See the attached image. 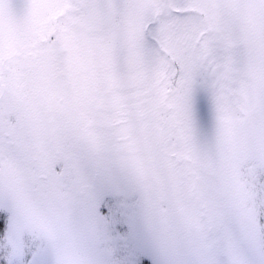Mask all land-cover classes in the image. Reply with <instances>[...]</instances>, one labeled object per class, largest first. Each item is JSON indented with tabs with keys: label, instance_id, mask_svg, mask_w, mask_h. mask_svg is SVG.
Here are the masks:
<instances>
[{
	"label": "snow or ice",
	"instance_id": "snow-or-ice-1",
	"mask_svg": "<svg viewBox=\"0 0 264 264\" xmlns=\"http://www.w3.org/2000/svg\"><path fill=\"white\" fill-rule=\"evenodd\" d=\"M194 2L146 0L147 20L131 37L134 47L148 46L160 80L175 78L172 128L192 157L213 119L219 133L228 128L222 94L209 95L185 56L198 32L186 11ZM82 7V0H0V92L5 53L20 48L26 60L39 63L56 42L73 48L71 22ZM254 9L264 18V0H255ZM19 31L26 40L17 39ZM173 63L180 65L179 75ZM3 123L0 119V264H211L190 248L189 218L179 201L160 208L138 200L130 181L101 179L92 183L86 206L78 211L58 179V161L44 160L34 171L31 143L24 136L13 138ZM259 169L241 186L248 233L258 240L251 246L240 242L241 264H264V153Z\"/></svg>",
	"mask_w": 264,
	"mask_h": 264
},
{
	"label": "rangeland",
	"instance_id": "rangeland-1",
	"mask_svg": "<svg viewBox=\"0 0 264 264\" xmlns=\"http://www.w3.org/2000/svg\"><path fill=\"white\" fill-rule=\"evenodd\" d=\"M88 1L91 5L89 14L84 18L83 16L79 17L78 13V18L71 22V30L75 38L73 52L86 66L81 75L82 92L78 102L72 107L68 109L66 107L63 113L58 111L52 114V119L57 117L53 123L54 128L57 126L55 133L62 132L64 138L58 148L63 151L57 157L47 144L43 146V157L50 156V161H58L57 171L62 173L58 179L63 182L64 190L71 192L73 201L76 202L77 199L74 208L78 211L86 206L94 181L101 179L130 181L138 200L153 203L160 208L173 207L178 201L182 204L189 218L186 224L188 243L196 258L208 259L211 264H241L243 257L240 251V242L249 246L258 243V240L248 233V221L241 186L244 181L251 182L254 173L260 170L259 163L261 155L264 153V122H260L258 118L253 121H243V118L240 117L238 125H236V118L241 114L236 110L235 102H229L227 95L224 96L222 92L212 88L208 91L210 96L213 93L222 94L225 113L228 117V128L227 131L219 133L217 122L213 119L210 124V134L200 141L198 154L195 157L186 154L183 142L177 136H174L173 140H164L162 146H152L150 142L153 140H150V137L156 136V128L144 125V121L149 119L146 114L143 116L144 119L140 126L141 129L145 126V129L150 130L143 133L147 137L144 152H142L145 163L138 164V170L130 166L132 161L125 159L124 156L127 153L124 150H113L112 152L105 150V153L102 154L103 162L99 163L97 160L94 165V154L100 147H97L92 141L89 143L90 138L87 134V139L83 135L88 129L95 133L99 127H96L98 124L92 121L104 119L103 114L99 115L101 109L98 106L107 96L113 65L117 64L116 59L119 53H123L122 63L127 66L131 74H136L138 78L144 79L143 81L147 82L148 86H151L159 76L157 60L148 46L136 48L131 39L134 30L147 20L143 9L146 0ZM194 3L193 9L203 11V4L200 0H195ZM186 11L195 18L199 28L203 23L199 14L195 10L192 11L190 7ZM210 14L213 15L212 12L208 13V15ZM263 20L264 18L256 11L245 10L237 19V26L240 30L239 36L243 41L244 51L251 57L252 76L257 87L264 93V44L260 42L263 40L260 28ZM262 26L264 27V21ZM217 34H213L212 38L217 39L221 36ZM181 35L178 33L177 39L182 41ZM19 37L27 39V35L22 31L17 33V38ZM53 38L55 40V37ZM194 46L188 44L186 48L185 56L188 59ZM226 57L231 59L229 54H226ZM57 59H59L57 60V65L60 67L59 72H62V77L65 80L67 72L62 71L63 61L61 58ZM26 66L27 64L24 62L20 65L15 64V71H12L8 76L4 75V82L9 85L7 87L10 90L9 95L14 98L12 109L15 113L13 118L9 119L13 122L15 118L16 122L22 126V130L26 131L25 134L19 132L16 136H24L31 143V154L34 156L39 146L37 144L47 139L48 120L51 112L49 107H46L44 97L48 95V84L51 82L48 75L50 64L46 55L37 65L36 70L34 67L27 75L24 82L21 75L27 70ZM23 67L26 68L22 70ZM60 79L62 78L60 77ZM198 80L200 81V78ZM17 84L24 85L16 88ZM128 89L132 90L130 87ZM12 91L21 93L13 94ZM118 95L124 96L125 93H118ZM173 95L174 93L166 99L167 104L171 105ZM235 97L240 99L239 104L243 108L249 104L252 105L249 96L244 99L236 93ZM159 100H162V96ZM250 110L252 109L250 108ZM160 111L157 115L159 120L164 115L167 117L171 115L165 109ZM257 112L258 109L255 113ZM258 114L262 119L264 118V111L258 112ZM168 120H171V117ZM155 124L156 120L153 127ZM238 126V131H232V128ZM101 129L102 127L99 128V130ZM106 129L108 139L116 137L111 132L109 133L108 128ZM172 133L175 134L174 131ZM91 138L96 141L97 135H93ZM54 141L53 145L56 147ZM94 148H96V152H94ZM90 149H93L92 155H86ZM172 152L178 156L199 158L210 163L214 170L218 171L213 174L225 182L222 180L219 184L215 183L213 175L207 172L206 177H208V183L211 184V187L207 185L209 187L208 197L205 199L200 196L202 199H199L198 202L189 203L186 193H188L190 185L194 184L196 189L200 190L198 182L201 180L197 178L200 171L195 169L196 175L191 174L189 169H186L192 165L190 162L183 163L185 167L179 168L180 164L174 163V159L169 156ZM114 158L117 160L120 158V165L117 168L114 167L116 166L113 163ZM169 158L171 159L169 160ZM30 165L32 167V163ZM168 165H172L171 171L173 169L181 171L182 177L179 175L176 179L178 174L175 176L165 174ZM180 181H186V183L183 185L182 182L178 183ZM214 189H219V194ZM77 191L78 193L75 195ZM206 201L213 204L209 206ZM195 212L199 217L201 215H205V217L199 220L198 216L195 217ZM211 223L213 231L216 233V243L214 244L211 243L213 236L209 234L208 229ZM261 223L264 224V216L261 218ZM146 264H150V261H146Z\"/></svg>",
	"mask_w": 264,
	"mask_h": 264
},
{
	"label": "flooded vegetation",
	"instance_id": "flooded-vegetation-1",
	"mask_svg": "<svg viewBox=\"0 0 264 264\" xmlns=\"http://www.w3.org/2000/svg\"><path fill=\"white\" fill-rule=\"evenodd\" d=\"M200 1L203 4V11L193 9L192 6L195 3H193L190 7L191 10H195V12L198 13L199 17L203 20V23L198 28L196 37L189 43L193 44V46L195 44L193 51L189 56V60L193 63L197 79L200 78V82L208 91L214 88L216 91L222 92L224 96L227 95L229 102H235V108L238 113L241 114V116L236 118V125H238L240 117L243 118V121H253V119L258 118L260 122H264V118L262 119L258 114V112L264 111V93L257 87L254 77L252 76L253 69L250 65L251 57H249L244 51L243 41H241L239 36L240 30L237 26V19L241 16L242 11H255V0ZM82 3L83 7L78 15L79 17L83 16L85 18L89 14L91 5L88 0H82ZM210 12H212L213 15H208ZM263 21L261 22L260 27L263 39L260 40V42L262 44H264ZM216 33L221 36L217 39L212 38L213 34ZM180 37L184 39L183 34ZM17 39L19 41H24L26 40V37H19ZM54 45L55 46H51L52 51L44 55V57L47 55L48 62L50 64L48 75L51 81L50 84H48V95L44 97V100H46V107H49L51 115L48 120L47 139L46 141H42L37 144L39 146L30 161L34 171L39 169V165L42 161H50V156L43 157V146L48 144L52 151L56 153L57 157L60 155V152L63 151L62 149L58 150V148H60L59 144L61 142L63 143L62 140H64V138L62 136V132L60 133L59 131V134L55 133L57 126L54 128L53 123L57 117L55 116L52 119V114L58 111L59 113H63L66 107L68 109L72 107L73 104L78 102L82 92L81 75L86 69L85 64L74 54L72 48H66L58 42ZM226 54L231 55L230 60L226 57ZM122 55L123 53H119V56L116 59L117 64L115 62L116 65H113L110 86L107 88V96L98 106L101 109L99 111V115L103 114L104 119L92 122L97 123L100 126L103 125L110 130L109 133L111 132L114 136L116 135L115 138L110 137V140L113 143L119 140H124L126 142V147H131L130 151H127L128 154L124 157L125 159L132 161V164L130 165L132 167L133 161H135V164L137 163L140 165L145 163V158L144 155H142V152H144L147 137L143 133L150 130L145 129V126H149V128H156V136L150 137V140H153L150 142L152 146H162L164 145V140H173L174 136H176L172 133L174 131L172 128L174 122L173 102H171V105L166 103V99L174 93L175 78L168 83H164L159 78H156L154 82H152L151 86H148L147 82L143 81L144 79L138 78L136 74H131L127 66L122 63ZM43 58H41L40 61ZM57 58H61L63 61L62 71L67 72L65 80L64 77H62V72H59L60 67L57 65V60L59 59ZM22 62L27 64V70H25L23 75H21L22 81L24 82L26 81L25 78L32 71V69L35 67L36 70L38 67L37 65L40 63L29 62L26 60L24 50L18 48L15 54L11 56H9L7 52L5 53L3 63L4 75L8 76L11 74L12 71H15L14 65H20ZM26 67H23L22 70ZM172 67L176 68L177 75H179L180 65L173 63ZM169 71H171V68ZM60 77L62 79H60ZM23 85L24 84H21L22 87ZM8 86L9 85L5 83L2 92H0V119H3L4 121V131H12L14 133L13 138H15L19 132L25 134L26 131L22 130V126L16 122L15 118L13 122L9 119L13 118L15 112L12 109L14 107V98L9 95L10 90L7 89ZM15 87L18 88L17 85ZM129 87L132 90H129ZM12 92L13 94L21 93L20 91ZM118 93H125V95L119 96ZM236 93L244 99L249 96L252 105L249 104L246 108H243L239 104L240 99L235 97ZM161 96L162 100H159ZM245 101L247 102V100ZM250 108L252 110H250ZM161 109H165L166 112L171 114V120H168L170 117L165 115L159 120L157 115L158 112H161ZM256 109H258L257 113H255ZM253 113L255 114L253 115ZM95 114H98L97 111ZM144 115L149 117V119L144 121L145 126L141 129L140 125L141 121L144 119ZM154 119L156 120V124L153 127L155 122ZM238 130L239 126L232 128V131ZM53 141L56 142V147L53 145ZM92 150L93 149L88 150V153L91 155ZM135 155L139 157L138 160ZM169 156L174 159V163L180 164L179 168L185 167L183 163H192V165L186 169H189V172L193 175H196V170L200 171V174L197 176L198 180H201V182H198L200 190H197L194 184L190 185V188H188L189 190L187 189L188 193H186V196H188V201L191 204H194L198 202L199 199H202L200 196L205 199L208 197V188L211 187V184L208 183V177H206L207 172L213 175L212 178L215 183L219 184L223 180L216 176V174H213L218 171L214 170L211 164L206 161L188 156H178L175 152H172ZM171 158H169V160ZM2 163L5 165L7 164V157H5V160L2 161ZM170 167H172V165H168V169H166L167 171L165 174L168 176H175L178 174L176 179L179 175L182 177L181 171H178L177 169H173V171H171ZM181 182L182 181L178 183ZM223 182L225 181L223 180ZM185 183L186 181L182 182L183 185ZM214 190L219 194V189ZM77 193L78 191L75 192V195ZM76 202L74 203L76 204ZM206 204L210 206L213 203L211 204L210 201H206ZM196 216H198V214L195 212V217ZM203 217H205V215H201V217L198 216L199 220H202ZM208 229L209 234L213 236L211 243L214 244L216 243V233L213 231L212 223L209 225Z\"/></svg>",
	"mask_w": 264,
	"mask_h": 264
},
{
	"label": "trees",
	"instance_id": "trees-1",
	"mask_svg": "<svg viewBox=\"0 0 264 264\" xmlns=\"http://www.w3.org/2000/svg\"><path fill=\"white\" fill-rule=\"evenodd\" d=\"M90 125H92V124H90ZM96 127H99V128L102 127V129L99 130V128H98V130L95 133H93V131L91 129H88L86 131V133L83 135L85 137V139H87L86 138V134H87L88 137L90 138V141L88 140L89 143H91V141H92V143L94 142L97 147H100L99 149L97 148L98 149V152H96V148H94V152H96L94 154V160H93L94 165H96V161L97 160H98L99 163L100 162H103V160H102V158H103L102 157V154L105 153L104 152L105 150H108V151H111V152L113 150L114 151H117V150L118 151H123L124 150V151H126V153H127L128 150L130 151V148L131 147L130 146L126 147V142L124 140H119V141H116L115 143H113L110 139H108L109 137H108V131H107L106 127H104L103 125L102 126L96 125ZM93 135H97V140L96 141H94V139L91 138ZM112 145H113V147H112ZM86 155H90L88 153V151L86 152ZM138 159H139V157H137V160ZM119 160H120V158H119ZM119 160H117L115 158L113 159V163H114V165H116V166H114L115 168H117L118 165H120V161ZM133 167H134V169L138 170V168H137L138 167V164H135V161H133Z\"/></svg>",
	"mask_w": 264,
	"mask_h": 264
}]
</instances>
